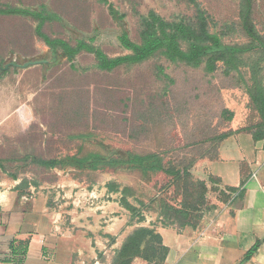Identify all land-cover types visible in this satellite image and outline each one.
<instances>
[{"label": "rangeland", "instance_id": "rangeland-1", "mask_svg": "<svg viewBox=\"0 0 264 264\" xmlns=\"http://www.w3.org/2000/svg\"><path fill=\"white\" fill-rule=\"evenodd\" d=\"M197 1L210 15L212 29L233 27L225 43L247 42L239 26L240 0ZM0 4L45 10L50 19L44 32L73 44L86 40L110 57L130 52L121 41L124 33L140 41L134 9L141 14L154 10L168 21L193 19L196 14L186 0H0ZM111 4L126 16L114 18ZM253 18L264 36V0H255ZM38 23L29 16H0V64L45 60L27 68L0 69V218L18 224L28 215L47 212L54 229L63 234L58 245L65 252L72 234L95 249L94 260L113 258L134 228L158 221L162 201L181 204L183 194L176 187L184 179L182 167L196 182L206 176L198 162L215 156L222 142L229 139L235 144L242 134L264 133L238 72L225 74L221 63L208 73L204 65L192 67L156 56L106 71L93 53L83 51L69 58L60 49L59 62H54L36 32ZM159 65L172 83L158 72ZM241 73L249 80L248 67ZM222 134L230 136L210 140ZM90 153H99L105 163L78 166L66 160ZM148 153L157 157L143 166L108 162ZM33 157L65 162L49 168ZM222 168L215 163V171ZM210 176L205 179L209 201L223 190ZM109 182L119 190L110 191ZM124 187L130 188L128 200L146 221L138 223V216L120 202ZM27 227L22 222L14 229ZM14 245L23 260L25 244ZM35 259L30 257L32 264Z\"/></svg>", "mask_w": 264, "mask_h": 264}, {"label": "trees", "instance_id": "trees-1", "mask_svg": "<svg viewBox=\"0 0 264 264\" xmlns=\"http://www.w3.org/2000/svg\"><path fill=\"white\" fill-rule=\"evenodd\" d=\"M186 1L192 3L196 8V14L193 19L168 21L154 10H150L148 14H141L134 9L133 12L138 16L139 20L140 41H133L129 38L128 33H124L121 36V41L123 46L130 52L115 57L108 56L102 49L86 40H80L73 44L69 40L52 37L44 32L43 28L50 19L45 10L34 11L2 6L0 4V16L20 15L33 17L38 20L36 32L49 47L54 62H59L58 50L60 49L69 58L83 51L93 53L99 67L106 71H112L123 65L139 64L156 56H162L170 62L184 63L192 67L204 65L208 73L215 72L221 63L225 67V74H231L234 71L238 72L242 82L245 84L246 92L253 107L260 114L262 119L261 126L264 127V36L259 32L254 22L255 0H240L239 26L242 33L247 37V42L244 43H225L224 37L231 30H234L233 27L226 24L224 26L225 29H212L211 17L200 7L198 1ZM109 11L114 18L122 19L126 16L125 13L120 14L112 4L109 5ZM245 67L250 70L249 80L245 79L241 73V69ZM158 70L170 83L173 82V79L164 73L163 67L159 65ZM232 116L233 112H230V118ZM229 136L230 134H222L210 140L222 141ZM253 138L256 141L264 140V133L256 131ZM217 156L218 149L216 155L212 156L211 159H216ZM155 157H157L156 153L137 154L126 158L123 157L120 160L111 159L108 162L110 164L127 163L134 166H143ZM32 160L41 166L49 168L57 167L65 162V160L36 157H33ZM66 160L78 166L92 164L93 167H97L105 163L99 153H90L84 157L72 156ZM0 167H2L1 162ZM172 170L175 169L172 168ZM179 172L184 174V179L181 181L183 185L178 182L176 190L178 193L182 192V202L178 206L162 201L157 222H160L163 226L197 227L205 212L211 207L207 197L209 187L205 179H199L196 182L192 181L190 170L187 167H182ZM210 179L213 183L221 182L220 178L213 175L210 176ZM108 188L113 192L119 190V186L115 182H109ZM237 190L238 188L229 186L221 190V193L225 195L227 192L233 193ZM130 195H132L130 188L124 187L120 202L133 215L138 216V223L146 221L145 214L139 207L128 200ZM139 203L144 204L143 201H139ZM260 243L261 241L255 243L248 251L247 257H250L257 250ZM168 251L169 248L164 244L163 237L156 226L139 225L126 236L121 246L115 250L112 264H132L137 257L143 258L148 264H164Z\"/></svg>", "mask_w": 264, "mask_h": 264}, {"label": "crops", "instance_id": "crops-1", "mask_svg": "<svg viewBox=\"0 0 264 264\" xmlns=\"http://www.w3.org/2000/svg\"><path fill=\"white\" fill-rule=\"evenodd\" d=\"M215 163L224 168L215 171ZM197 168L206 172L201 179L213 175L220 178L222 189L231 186L238 190L212 197L211 207L197 227L149 222L146 226H156L169 248L164 264H264V140L256 141L249 134L240 135L235 144L225 140L217 158L202 159ZM31 216L18 224L0 218V264H32V256L37 258L33 264H112V258L94 260L95 249L72 234L67 252L63 251L58 245L63 234L54 229L47 212ZM22 222L29 227L14 229ZM257 241H261L259 247L247 257ZM18 242L26 246L23 260L14 245ZM132 264L148 262L137 257Z\"/></svg>", "mask_w": 264, "mask_h": 264}, {"label": "water", "instance_id": "water-1", "mask_svg": "<svg viewBox=\"0 0 264 264\" xmlns=\"http://www.w3.org/2000/svg\"><path fill=\"white\" fill-rule=\"evenodd\" d=\"M43 62H45V60L27 61V62H25L23 64H20V63H18L16 61H13V62H9V63L5 64L4 66L0 65V69L5 71V70H8L11 66L12 67L27 68V67L32 66V65L41 64Z\"/></svg>", "mask_w": 264, "mask_h": 264}]
</instances>
